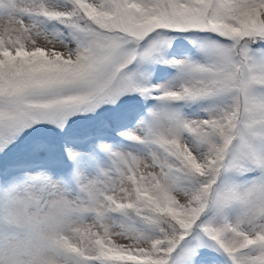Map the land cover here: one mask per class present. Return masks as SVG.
<instances>
[{
	"label": "snow or ice",
	"instance_id": "1",
	"mask_svg": "<svg viewBox=\"0 0 264 264\" xmlns=\"http://www.w3.org/2000/svg\"><path fill=\"white\" fill-rule=\"evenodd\" d=\"M232 168L264 170V0H0V185L79 206L68 264H264L203 194Z\"/></svg>",
	"mask_w": 264,
	"mask_h": 264
},
{
	"label": "clouds",
	"instance_id": "2",
	"mask_svg": "<svg viewBox=\"0 0 264 264\" xmlns=\"http://www.w3.org/2000/svg\"><path fill=\"white\" fill-rule=\"evenodd\" d=\"M207 204L221 222L264 227V170L232 168L210 173ZM0 185V261L3 264H68L65 241L87 222L78 205L52 202L37 213ZM58 220L59 223L50 221ZM90 222V221H88Z\"/></svg>",
	"mask_w": 264,
	"mask_h": 264
}]
</instances>
